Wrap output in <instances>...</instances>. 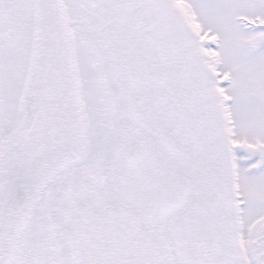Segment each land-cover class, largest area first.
<instances>
[{
  "label": "snow or ice",
  "instance_id": "1",
  "mask_svg": "<svg viewBox=\"0 0 264 264\" xmlns=\"http://www.w3.org/2000/svg\"><path fill=\"white\" fill-rule=\"evenodd\" d=\"M0 264H264V0H0Z\"/></svg>",
  "mask_w": 264,
  "mask_h": 264
}]
</instances>
